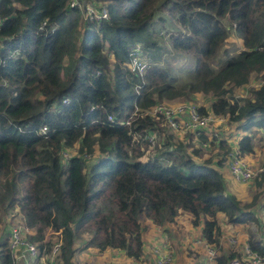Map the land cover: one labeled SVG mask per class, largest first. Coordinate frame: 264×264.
Listing matches in <instances>:
<instances>
[{
  "label": "trees",
  "instance_id": "trees-1",
  "mask_svg": "<svg viewBox=\"0 0 264 264\" xmlns=\"http://www.w3.org/2000/svg\"><path fill=\"white\" fill-rule=\"evenodd\" d=\"M82 1L104 3L107 17L83 19L67 0H0V207L16 209L33 228L27 238L39 246L45 229L55 237L47 242L60 238L53 264H73L75 251L87 246L139 259L140 216L162 224L178 211L217 248L216 214L239 223L254 220L253 212L225 190L215 166L197 161L201 148L189 149L194 139L163 135L145 156L139 134L158 132V120L139 110L128 124L117 120L160 99L185 96L193 104L194 94L210 92L215 97L207 109L196 105L198 112L240 121L242 130H264V0ZM155 22L173 23L167 33L172 59L192 58L189 80L172 83L169 60L147 50ZM231 32L241 48L228 53ZM136 44L146 62L141 76L127 66ZM252 76L257 84L233 94ZM42 125L45 133L38 132ZM218 144L227 148L224 140ZM236 149L253 151L250 133L240 135ZM223 161V155L216 159L219 166ZM253 179L264 181V164ZM247 246L264 252L262 238L248 235ZM240 255H217L215 264ZM0 260L12 264L1 235Z\"/></svg>",
  "mask_w": 264,
  "mask_h": 264
},
{
  "label": "crops",
  "instance_id": "crops-1",
  "mask_svg": "<svg viewBox=\"0 0 264 264\" xmlns=\"http://www.w3.org/2000/svg\"><path fill=\"white\" fill-rule=\"evenodd\" d=\"M228 38L232 39L233 35L228 36L227 39ZM238 48H241V46H239ZM250 79L249 82L244 86L238 87L235 91L233 90V94L245 95L246 86L255 85V83L250 82ZM256 80H258L259 82V79ZM200 94L208 97H201ZM195 97V99L199 100V102H196L197 104H195L201 105L207 109L210 102L215 96L212 93H197ZM166 102H168L166 104H168L169 107L175 109L178 105L186 106L188 105L187 103H191L188 101H177L176 99H170ZM212 116V126L210 125L209 128L201 130L200 132L205 136V140L200 141L197 137V134L188 132L181 136L175 131L165 132L163 139L166 138V140H169V137L171 136L173 141L182 140L183 143L194 139L193 144L195 143L197 147L201 148V155L196 157L197 161H208L210 165L215 166L222 175L225 190L234 194L241 204H245L244 202L248 200L249 192L251 191L253 186L251 184H248L247 181L236 180L229 172L225 164V159L223 161V164L221 163L220 166L217 165L216 159L221 155H223L224 157L226 150L228 151L229 149L236 148L237 139L240 137V135L248 132L250 133L252 138L253 152L240 156L244 161L250 164H262L264 160L262 158L259 159H262L263 161H260L258 159L257 151L255 150V143L258 142L259 139H261L262 148H264V130L261 128H256V130H254L253 128H251L250 130H242L237 127V124H239L240 121H229L227 119V116L220 114ZM214 131L215 134H213ZM189 134H192L191 139H188ZM211 140L212 142H210ZM219 140H224L226 142L227 148H223L222 146H220L218 144ZM206 142H208L209 144H207ZM207 145L208 147L202 148V146ZM147 153L148 152L145 153V156L147 155ZM244 194L246 196H244ZM263 207V200L259 201V203H253V210L251 211L255 216V222H257L258 218L262 216ZM10 215L15 217H22L20 214H18V212L16 213V209L6 208L0 213V221H6V218ZM139 219L141 225L143 226L141 231V238L143 241L142 256L139 259H133L129 256H126L124 252L119 249L106 248L102 251H99L94 246H87L79 248V253L78 249L75 251L72 257L73 264H93L96 262L103 261L113 262L115 264H154V260L157 253L164 250L169 251L173 256V264H198L205 258L206 242L200 236V225H192L190 222V215L187 212L178 211V213L174 216L173 221H165L162 224H155L150 218H147L145 216H140ZM216 221L219 225L220 236L215 256L220 254H226L230 251L242 254L244 245L247 244L248 235H253L255 238L258 239V236L261 235L260 233L261 231H263L264 228V226L258 225L257 223L251 225L252 221L231 223L220 212L216 214ZM2 222H0V230L2 228V230L5 232L6 228L3 227ZM32 232L33 228L28 226L27 235ZM46 232L47 229L44 230V235ZM231 237L235 238L234 245L231 244ZM86 238L87 236H84V239ZM79 257H81V260L79 259Z\"/></svg>",
  "mask_w": 264,
  "mask_h": 264
},
{
  "label": "built area",
  "instance_id": "built-area-1",
  "mask_svg": "<svg viewBox=\"0 0 264 264\" xmlns=\"http://www.w3.org/2000/svg\"><path fill=\"white\" fill-rule=\"evenodd\" d=\"M66 5L68 7H80L83 9L84 19L98 21L107 17V11L104 3L82 0H67ZM44 21H41V25ZM129 70L137 72L138 75H142L146 62L140 56V47L135 45L134 49L130 51L129 59L127 62ZM134 89H138V84L134 86ZM137 91V90H136ZM62 101H66L62 98ZM139 110L140 115L148 114L157 119L162 126L158 132L155 129L145 130L139 134L140 139L145 140L146 147L143 155L146 152L147 155L153 151L159 137L165 132L175 131L180 135L185 133L199 134L201 130L209 128V122L213 119L214 115L211 112L201 113L196 109L195 104H188L186 106L178 105L175 108H170L164 105L162 102L155 101L151 106L144 109L135 107L127 118H120L117 120L119 124H128L129 120L134 115L135 111ZM212 114V115H211ZM106 118L109 121H113V117L107 114ZM46 126L42 125L38 128V132L45 133ZM215 134V131L213 132ZM70 153V152H69ZM65 157L69 154L64 152ZM89 156L88 153L83 155ZM225 164L231 173V175L239 181L250 180L262 170L263 164H250L242 159L238 154L236 148L229 149L224 155ZM28 226L21 221L15 220L9 227V239L6 241V245L10 252V258L12 264H53L54 258L59 251L60 238H56L50 244L44 240L41 241L39 246L35 241L27 238ZM8 231V229H7ZM7 231L4 232L6 237ZM262 238L264 241V228L262 234L258 236V239ZM6 240V239H5ZM231 244L234 245L235 238H230ZM216 255V247L213 244L206 243L205 258L198 264H214ZM0 264L1 260H0ZM93 264H115L113 262L103 261ZM154 264H172V255L169 251L158 252ZM226 264H264V252L259 253L252 251L249 247L244 245L242 254L237 257L233 256L229 258Z\"/></svg>",
  "mask_w": 264,
  "mask_h": 264
},
{
  "label": "rangeland",
  "instance_id": "rangeland-1",
  "mask_svg": "<svg viewBox=\"0 0 264 264\" xmlns=\"http://www.w3.org/2000/svg\"><path fill=\"white\" fill-rule=\"evenodd\" d=\"M77 9H79L81 11V13H82L81 14V18L84 19L83 9L80 8V7H77ZM153 26L156 27L155 29H156L157 32L152 35L151 39H152V41H154V45H156L157 48H156V46L152 45V46H147L148 47L147 50L150 51V52H155L159 56V60L160 61H163L164 58H167L169 60V62L171 63V66L173 68V72L176 75V77H174L172 79V83L179 84V83H182L183 81L189 80L190 77L188 75V73H189L188 70L191 68V66L193 64L192 58L190 56L183 55V59L182 60H181V58H176L175 60H173L175 57L172 59L173 52L170 49V46L168 44L167 33H168V31H171L173 29V23L172 24L166 23V25L163 26L162 24L155 22V23H153ZM153 32L154 31H152V33ZM231 34H233V38L232 39L228 38L227 42H226L227 52L229 50L228 53L236 52V50L240 46V43H239L238 39H236L235 34L233 32H231ZM250 82H253V83L256 84V83H258V80H253V76H252L251 79H250ZM200 95H201V97H205V98L208 97V96H205V95H202V94H200ZM193 96H195V95H193ZM170 99H176L177 101H184L185 100V96H183V97L177 96V97H174V98L160 99V100H157V101L162 102L164 105H167L169 107V105L166 104V103H168L166 101H168ZM187 101L188 100H186L185 102H187ZM188 102H190V101H188ZM196 102H199V100L195 99V100L192 101L193 104H195ZM170 103H172V102H170ZM187 104H190V103H187ZM212 121L213 120H211L209 122V125H211V126H212ZM217 128H220V127H217ZM162 135H164V133ZM206 143L209 144L208 142H206ZM204 144H205V142H204ZM75 147H76V144L72 147V149L70 150V153L71 152L72 153L75 152ZM140 147L145 148L146 145H144V143L141 142V143H139V149H140ZM194 147H197V145H195V143H194V146H191L189 149L192 150ZM206 147H208V145L207 146H202V148H206ZM255 148H256L255 150L257 151L258 159L262 158L264 160V148H262V140L261 139H259V141L255 143ZM94 153H95V151H94ZM84 157H85V160L87 162H91L93 160V157L91 158V156L90 157L89 156H84ZM144 157L145 156H142L141 158H144ZM262 159H259V160L261 161ZM262 163H264V162H262ZM256 180L253 179V178L250 179V180H246V181H250V182H248V184H251L253 186V188L249 192L248 200L244 202L245 205H246V210H253V203L254 202L255 203H259V201H262V200L264 201V181L260 185H258L255 182ZM256 193H257V195H256ZM254 194L256 195V197L254 198V201L252 202L250 197H252ZM244 196H246V195L244 194ZM4 209H6V208H4V206L3 207L1 206L0 207V213H1V211H4ZM263 217H264V207H263L262 216L260 218H258L257 222H255L254 220H251L252 221L251 225L257 223L258 225L264 226V218ZM21 219H22V217H15V216L10 215V216H8L6 218V221H4V222H2V220L0 221L3 224V227L6 228V231L8 229V231L6 233V237H5L6 241H8V239H9V227H10V224L13 223L15 220L20 222ZM260 219H261V221H260ZM3 232L4 231L1 228L0 235L2 236V238H4V236H5V234ZM53 234L54 233L52 231L47 229V232L45 233L44 238L42 240H44L46 243H49V242H47L48 239L55 238V237H53ZM79 241H81V238L80 239L78 238V240L76 241L78 243H74V244H77V245H74L75 247H78L80 245ZM79 251L80 250L78 249V253H79ZM79 259L81 260V257H79ZM172 264H173V256H172Z\"/></svg>",
  "mask_w": 264,
  "mask_h": 264
}]
</instances>
